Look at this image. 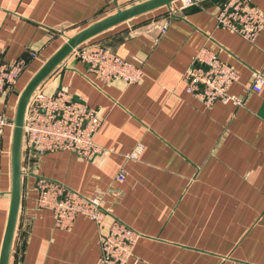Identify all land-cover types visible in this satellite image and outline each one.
I'll list each match as a JSON object with an SVG mask.
<instances>
[{
	"label": "crops",
	"instance_id": "1",
	"mask_svg": "<svg viewBox=\"0 0 264 264\" xmlns=\"http://www.w3.org/2000/svg\"><path fill=\"white\" fill-rule=\"evenodd\" d=\"M144 0H0V63L31 60L5 97L0 115L13 119L31 76L86 26ZM264 14V0H250ZM218 0L181 8L179 0L136 16L88 40L128 61L140 60L133 85L103 83L68 56L39 86L64 88L98 110L94 136L105 153L84 160L66 152L21 153V194L8 264H98L96 224L84 216L70 230L36 207L35 179L85 196L106 191L119 168L124 181L106 195V209L139 234L127 264H264V85L247 92L253 71L264 76V28L254 43L219 28ZM167 28L161 31L163 22ZM205 48L238 70L229 92L242 107H204L181 76ZM12 128L0 139V245L10 192ZM141 148L137 158L125 155Z\"/></svg>",
	"mask_w": 264,
	"mask_h": 264
},
{
	"label": "built area",
	"instance_id": "2",
	"mask_svg": "<svg viewBox=\"0 0 264 264\" xmlns=\"http://www.w3.org/2000/svg\"><path fill=\"white\" fill-rule=\"evenodd\" d=\"M202 0H179L181 8L197 5ZM215 22L219 28L237 34L254 43L264 28V14L250 0H218ZM167 28V20L161 31ZM37 56L30 51L26 57L12 62L0 63V98L14 88L16 82ZM69 56L77 58L86 70L95 74L103 83L114 81L133 85L142 79L141 61H128L102 46L80 45ZM238 70L220 61L215 54L202 48L181 76L185 92L210 108L214 103L244 105V98L229 92L238 80ZM264 85V76L253 71L247 92L259 93ZM102 118L97 109L90 107L81 98H75L64 88L46 94L38 87L31 95L25 111L22 127L21 153L44 154L66 151L80 159L94 160L106 151L94 142ZM7 127L12 128V119L0 115V139ZM141 148L125 155L126 160L137 158ZM126 176L119 168L109 190H96L89 196L81 195L64 185L38 176L35 179V204L39 209L51 212L54 226L70 230L74 219L81 215L93 221L98 229L100 256L98 264H127L139 234L112 216L106 209V195L114 192L113 186L121 184Z\"/></svg>",
	"mask_w": 264,
	"mask_h": 264
},
{
	"label": "water",
	"instance_id": "3",
	"mask_svg": "<svg viewBox=\"0 0 264 264\" xmlns=\"http://www.w3.org/2000/svg\"><path fill=\"white\" fill-rule=\"evenodd\" d=\"M174 1L176 0H144L128 8L118 10L117 12L86 26L74 35L68 37L65 42L31 76V78L28 80V82L20 92L12 119L9 206L6 224L0 245V264H8L9 262L11 245L17 220L22 177V127L26 106L32 93L78 46L112 27H115L144 13L156 10L164 6H169Z\"/></svg>",
	"mask_w": 264,
	"mask_h": 264
},
{
	"label": "trees",
	"instance_id": "4",
	"mask_svg": "<svg viewBox=\"0 0 264 264\" xmlns=\"http://www.w3.org/2000/svg\"><path fill=\"white\" fill-rule=\"evenodd\" d=\"M86 43H83L82 45H85ZM100 46H102V47H105V46H103V45H100ZM105 48H107V47H105Z\"/></svg>",
	"mask_w": 264,
	"mask_h": 264
}]
</instances>
